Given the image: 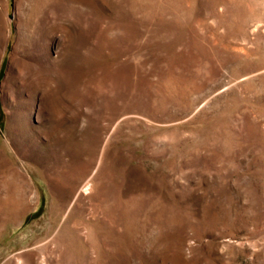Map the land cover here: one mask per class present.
Wrapping results in <instances>:
<instances>
[{
	"label": "rangeland",
	"instance_id": "1",
	"mask_svg": "<svg viewBox=\"0 0 264 264\" xmlns=\"http://www.w3.org/2000/svg\"><path fill=\"white\" fill-rule=\"evenodd\" d=\"M0 264H264V0H0Z\"/></svg>",
	"mask_w": 264,
	"mask_h": 264
}]
</instances>
